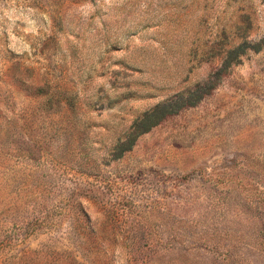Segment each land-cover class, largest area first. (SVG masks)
Wrapping results in <instances>:
<instances>
[{
	"label": "rangeland",
	"instance_id": "rangeland-1",
	"mask_svg": "<svg viewBox=\"0 0 264 264\" xmlns=\"http://www.w3.org/2000/svg\"><path fill=\"white\" fill-rule=\"evenodd\" d=\"M0 264H264V0H0Z\"/></svg>",
	"mask_w": 264,
	"mask_h": 264
},
{
	"label": "trees",
	"instance_id": "trees-1",
	"mask_svg": "<svg viewBox=\"0 0 264 264\" xmlns=\"http://www.w3.org/2000/svg\"><path fill=\"white\" fill-rule=\"evenodd\" d=\"M183 107H177L176 104H164L161 106H158L153 112H150L146 115L148 119L152 117H159L160 119H163L167 116L174 115L176 112L181 110ZM156 125V124H154ZM153 125V126H154ZM146 132V131H145Z\"/></svg>",
	"mask_w": 264,
	"mask_h": 264
}]
</instances>
